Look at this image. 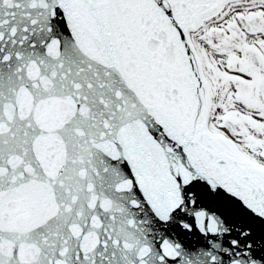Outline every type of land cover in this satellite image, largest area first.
I'll use <instances>...</instances> for the list:
<instances>
[{"label":"snow or ice","instance_id":"obj_1","mask_svg":"<svg viewBox=\"0 0 264 264\" xmlns=\"http://www.w3.org/2000/svg\"><path fill=\"white\" fill-rule=\"evenodd\" d=\"M0 264H264V0H0Z\"/></svg>","mask_w":264,"mask_h":264}]
</instances>
